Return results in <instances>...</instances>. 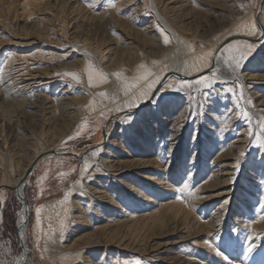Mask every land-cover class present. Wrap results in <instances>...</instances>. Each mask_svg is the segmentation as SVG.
Segmentation results:
<instances>
[{"label":"rangeland","instance_id":"1","mask_svg":"<svg viewBox=\"0 0 264 264\" xmlns=\"http://www.w3.org/2000/svg\"><path fill=\"white\" fill-rule=\"evenodd\" d=\"M26 1L0 0V78L18 66L14 58L44 56L30 62L41 82L32 92L38 109L1 95L0 264H21L19 186L29 210L27 264H264V44L230 42L209 76L197 64L186 70L192 78L147 96L144 112L121 118L94 159L43 157L25 173L54 144L59 105L76 109L75 100L90 98L83 63L98 73L91 92L104 106L120 73L129 80L150 69L156 81L171 69L168 29L183 53L189 46L207 58L243 28L251 33L258 14L264 25V0H31L27 11ZM107 21L111 28L99 30ZM55 26L60 36L45 38ZM38 38L31 52L18 45ZM63 72L67 85L58 78L51 86ZM99 128L84 118L63 144L85 148ZM113 161L129 169L120 179L105 169Z\"/></svg>","mask_w":264,"mask_h":264},{"label":"bare ground","instance_id":"2","mask_svg":"<svg viewBox=\"0 0 264 264\" xmlns=\"http://www.w3.org/2000/svg\"><path fill=\"white\" fill-rule=\"evenodd\" d=\"M30 2H31V0H27L26 2H24L25 5H23V8L26 9V11H27V9H29L28 7H29ZM13 5H14L13 2L11 4L9 3L8 8L10 9ZM11 10L12 9H10V11ZM8 12H6V13H8ZM156 16H157L158 20H161L162 15H160L159 13H156ZM164 20H166V19H164ZM165 22H167V21H165ZM0 24H2V23H0ZM166 24H168V23H166ZM251 24L253 25V29H252L251 33H248V30L250 28H243L241 30V33H240L241 36L240 37H234V38L229 37L226 40L224 39L220 44L217 45V47L215 49V53L212 56L207 57V58L202 57L199 54H196V52L192 49V47H189V46H187L186 53H183L182 52L183 49L181 48L180 40H179L178 36L175 34V32L173 30L168 29L167 31L169 32L172 40H174V43L176 44L175 48L177 50L176 53L174 54L175 56H172L170 59L169 65H170L171 69L168 72H166L165 74H163L161 79L159 78V80H156V81L154 80V78H156L157 76L155 77L150 69L141 68V69L135 70V73L137 72L136 74H138V77L130 78L129 80H123V79H125V74L120 73L119 77L122 79V84H121L122 86L118 85V87H115V88L110 90L112 100L109 101L110 97H105L103 99V101L105 103L104 106H102L96 100H94V97H93L94 94H92V92H91V90L94 87V84H97L99 82V77L97 75L98 73L96 74L95 71H92V69L94 68L93 65H89L88 63H85V64L83 63V70L87 74L86 75L87 81L85 83V87L90 94V98H85V97L82 98L80 96L81 99H77V100L74 99L76 102L79 103L78 106H76V107H78L76 109H71V107L67 104H60L59 105V110H60L58 112V115H59L58 119L59 120H57V122H59V123L57 124V126H60V129H58L56 131V135H58V136L55 139V142H54V144H52L51 147L45 148L44 150H39L34 154V156L30 159V161L28 162V164L26 166L25 173L30 171L37 164L38 160H40L43 157L46 158V157H51V156H57L58 157L61 155L62 156H68L69 155V156H78L80 158H83L87 155L93 156L94 154H96V152H98V151L100 152L102 150H105L109 144L108 139L111 135V132L113 131L115 126L121 121V118L137 117L141 112H144L143 110H141L143 108L142 107L143 105H141L139 103H142V101H144L147 96L152 95L153 98H155L156 96L158 97L172 83H177L178 82L177 80L186 81V80L192 78L188 74H186L187 69L191 70V69L195 68V66L197 64L198 65L200 64V65H203V67L198 70V75L209 76L210 73L212 74L216 68L217 55H218L219 51L226 44H229L230 42H233V41L246 40V41L252 42L254 44H258V45L260 44L259 46L263 45L264 44V27H263L264 25L263 26L261 25V20H260L259 14L252 21ZM63 25L65 27L66 23L64 22ZM0 27H1V25H0ZM82 28H83V26H82ZM100 28L103 30L104 29L108 30L109 28H111L110 21H107L104 24H100L98 26V29L100 30ZM164 30H166V29L164 28ZM59 32L62 33L63 30L60 29ZM59 32L57 30V27L55 26L54 28H52L49 31L48 34L44 35V37L47 39L49 37H52V36L57 37V36H60V35H57ZM42 39L43 38H38L37 40L32 41L30 44H24V43L19 42L18 45H20L22 48H24V47L25 48H30V47L33 48L29 51L25 50L26 52H31L34 50L35 46H38L39 44H41ZM45 46L48 47V45H46V44H45ZM48 49H50V48H48ZM53 51L48 52L47 53L48 56H46L45 59L49 58L50 56H54L55 53ZM97 53H99V52H97ZM35 54H37V53H35ZM42 54H43V52H42ZM31 55H33V54H31ZM25 56H27V55H24V56L21 55L20 57L18 56V58H19L18 61L15 58L13 59L14 62L16 61L15 63L18 62L17 67L12 68L11 70L10 69L9 70H3L4 71L3 73H5L6 76H4V74H3L0 78L1 79L0 83H2L0 85V93H2V94H0V101H5L8 97H13L12 99L6 100V101H8V103L10 105L16 104L18 106H23L27 102V104L25 105L26 108L28 107V109L34 110V109H38V106L33 102L32 92L35 91L36 85L41 86L40 85L41 82H38V77L35 75L36 73L34 74L32 72L33 68L30 67V65H31L30 62H34V61L36 62L38 60V58L41 57V59H42V58H44V56H40L39 54L33 55L32 57H30V56L25 57ZM58 57L64 59L65 55H61ZM66 59H67V57H66ZM9 61H11V60H9ZM6 64L8 65V63H6ZM8 68H9V66H8ZM58 68H61V67L59 66ZM0 71H1V69H0ZM63 73H60L56 77H53V79H56L54 82H51V83L48 82V83L51 86H57L60 83L57 80L58 78L64 79V81H62L61 83L66 82L65 79H67V73H65V72H63ZM52 74H54V72ZM146 78H148V79L146 80ZM64 84H66V83H64ZM94 91H95V89H94ZM1 95L4 97L5 100H3ZM112 95H117L118 96L117 99H114ZM101 99L102 98H100V100ZM79 105H81V106H79ZM49 110L50 111L48 114H50L52 116L54 111L53 110L51 111V107L49 108ZM103 117H105L107 119L104 124L102 123ZM84 118H88L89 120L94 119L96 124L100 125V128H99L100 130L92 139L91 145H89L85 148H81L79 150L64 145L63 140L66 139L67 137H69L72 133H74L76 131L78 126L81 124L82 119H84ZM172 129L173 128H171V130ZM229 158H231V157H229ZM93 159H94V156H93ZM87 160L90 161V158H88ZM201 167H203V166H201ZM105 169L110 174H112V173L118 174L119 173V175L116 174L118 176L117 178H119V177L123 176L125 173H127L126 171H129V169L124 171V168L115 161L109 162L108 165H105ZM226 176H228V175H226ZM222 177H223V175H222ZM24 178H25V176L23 177V179ZM23 179H21L19 181L20 184L23 182ZM223 180H225V179H223ZM205 182H206V180H205ZM226 183H228V182L226 181ZM217 184H219V183H217ZM2 188H4V184L0 183V191L2 190ZM22 189H23L22 186H19L18 189L15 191L19 195L23 196ZM136 194H137V192H136ZM200 201H201V199H200ZM203 201H204V199H203ZM128 202H130V199H128ZM196 202L198 203V201H196ZM225 203H227V202H225ZM23 216L25 218V213ZM218 223H220V221ZM23 233H24V231H23Z\"/></svg>","mask_w":264,"mask_h":264},{"label":"water","instance_id":"3","mask_svg":"<svg viewBox=\"0 0 264 264\" xmlns=\"http://www.w3.org/2000/svg\"><path fill=\"white\" fill-rule=\"evenodd\" d=\"M17 196H18V198L22 204V208H23V211L25 213V218L23 217L21 219L22 222H21V225L19 226L20 246L22 249V256H21L20 262H21V264H27V248H26V244H25V232H26V226H27L28 220H29V210H28V206L25 202L24 196H21L18 193H17ZM23 231H24V233H23ZM22 233H23V236H22Z\"/></svg>","mask_w":264,"mask_h":264}]
</instances>
